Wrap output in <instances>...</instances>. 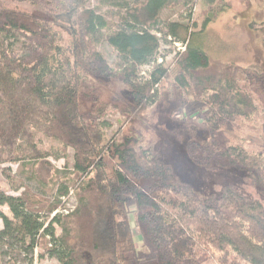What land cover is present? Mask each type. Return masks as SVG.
<instances>
[{"label":"trees","instance_id":"16d2710c","mask_svg":"<svg viewBox=\"0 0 264 264\" xmlns=\"http://www.w3.org/2000/svg\"><path fill=\"white\" fill-rule=\"evenodd\" d=\"M87 1L0 0V165L48 166L43 160L68 151L73 161L59 182L60 172L46 169L51 203L0 191V208L12 216L0 210V245L27 255L41 247L60 264H264V72L234 66L206 75L207 56L186 41L195 34L160 17L168 5L194 0H97L124 12L117 30ZM161 29L185 47L172 82L181 92L174 112L198 118L208 133L203 142L173 138L169 156L106 137L109 107L136 117L167 78L161 65L143 81L137 76L155 60ZM255 32L264 45V22ZM102 44L119 55L115 68ZM111 81L127 89L121 103L105 98ZM38 134L58 148L39 150ZM70 192L76 208L59 214Z\"/></svg>","mask_w":264,"mask_h":264},{"label":"rangeland","instance_id":"374dc122","mask_svg":"<svg viewBox=\"0 0 264 264\" xmlns=\"http://www.w3.org/2000/svg\"><path fill=\"white\" fill-rule=\"evenodd\" d=\"M138 1L140 0H129V3L134 5ZM86 6L102 15L112 30L119 28L120 15L124 16L123 11L119 14L116 10L101 6L97 0H88ZM160 17L162 21L188 27L190 32L195 34L186 41L190 49L199 50L207 56L209 66L206 75L222 73L234 66L264 72V45L261 43L260 35L255 32L264 22V0H217L212 6H209L206 0H194L187 6L175 3L168 5L161 12ZM159 32L155 31V35L160 39L155 60L139 67L137 76L139 81H143L158 65H161L167 72V78L156 89L154 103L138 116H133V119L121 114L118 109L121 105L114 104L116 109L109 107L106 118L111 128L106 131V137L107 140L118 141L122 137H128L134 140L133 145L136 149L153 147L160 156L161 153L169 156L167 146L173 138L189 137L203 142L207 140L208 133L203 129L198 118L190 120L189 116L181 117L183 111L174 112L180 102L181 92L172 82L177 72L178 58L185 51V47L167 36L166 30L161 29ZM98 50L111 68L121 63L119 55L107 44H102ZM106 88L108 92L105 98L110 103L113 102L112 96L121 103L120 97L124 98L127 92L126 87L118 81L106 83ZM183 95L186 98L185 93ZM227 138L224 136V141H227ZM228 139L232 142L231 138ZM35 142L42 152L58 148V144L39 134L35 136ZM43 161L49 165L44 166L41 159L37 162L30 159L22 162H4L0 165V191L10 199H19L23 191H29L36 198L53 202L56 193L50 190L51 185H49L53 173L47 174L46 169L51 167L58 170L60 173L55 174L54 178L59 182L60 178L71 173L72 152L68 151L64 159L55 160L52 156ZM34 164L40 165L34 166ZM31 173H35L40 180L34 179ZM39 182H47L48 186ZM61 202L63 205L58 210L59 214L67 215L72 212L77 205L75 193L70 192L67 198L61 199ZM0 210L8 221L12 220L6 206L1 207ZM40 216L45 215L41 213ZM50 218L47 220L48 223ZM43 220L45 221V218ZM53 228L56 238L60 237V227L54 224ZM2 229L3 221L0 220V230ZM137 232L138 229L135 231V236ZM137 246L139 250L142 249L141 242H137ZM215 254L217 257L221 256ZM0 264L60 263L41 247L27 255L15 247L0 245Z\"/></svg>","mask_w":264,"mask_h":264}]
</instances>
